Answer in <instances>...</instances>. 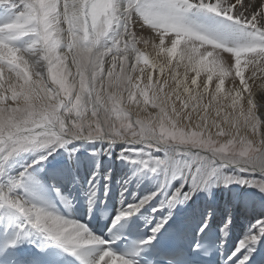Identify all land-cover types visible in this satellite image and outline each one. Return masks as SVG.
I'll list each match as a JSON object with an SVG mask.
<instances>
[{"label":"snow or ice","instance_id":"snow-or-ice-1","mask_svg":"<svg viewBox=\"0 0 264 264\" xmlns=\"http://www.w3.org/2000/svg\"><path fill=\"white\" fill-rule=\"evenodd\" d=\"M101 156L156 181L106 232L76 175ZM245 195L264 206V0H0V264H264V215L225 246Z\"/></svg>","mask_w":264,"mask_h":264},{"label":"bare ground","instance_id":"bare-ground-1","mask_svg":"<svg viewBox=\"0 0 264 264\" xmlns=\"http://www.w3.org/2000/svg\"><path fill=\"white\" fill-rule=\"evenodd\" d=\"M77 155H79V153H77ZM87 155L88 153H85V156ZM58 162L59 161L54 162L53 166H55V163ZM45 164H47V161L45 162ZM93 171L96 172L97 195L100 196L99 201L108 199L111 200L115 207V214L122 206H125L126 201H133L134 199L142 198L143 196L148 195L150 191L155 190L156 181L154 177L151 179L138 180L137 177L133 176V172L136 171L135 166H131L123 160L116 159L115 156H113L111 159L101 156L98 159L91 161L90 164L88 162H85L80 166V168L76 169V175L78 179H82V181L86 184L87 180L91 178ZM105 174L109 175L110 177L108 181L107 196L103 195V193H101L99 190L100 183L103 182ZM256 178L258 179L259 176H257ZM230 187L234 189L239 188V186ZM62 191L65 195H67L66 188L62 189ZM252 191L253 190L251 189H239V192L241 194L252 193ZM213 192L215 193L217 199L220 201H230L233 197V193L229 192L228 189L215 188L213 189ZM202 197L203 194H197L193 197V199L197 200ZM244 198L255 201V204L248 211L242 210L239 206L235 208L236 225L233 231L228 234V237L224 238L226 248L234 247L238 241L243 239L245 233L248 230V227L252 225L256 220L260 219L262 215H264V206L261 205L259 197H256L254 195H245ZM81 199L83 200V198ZM190 207L191 202H188L187 205L178 204L176 208L173 209V213L177 214V209ZM76 208L82 211L83 214L87 215L88 205L86 200H83L82 206L81 204H77ZM179 215L182 216L183 213H179ZM139 220L143 224H145L144 219L140 218ZM229 237L231 238L230 240Z\"/></svg>","mask_w":264,"mask_h":264}]
</instances>
